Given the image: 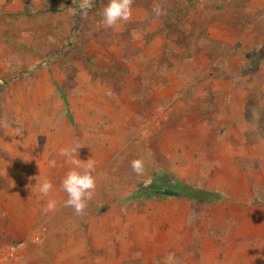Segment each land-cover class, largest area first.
I'll use <instances>...</instances> for the list:
<instances>
[{
    "label": "rangeland",
    "instance_id": "374dc122",
    "mask_svg": "<svg viewBox=\"0 0 264 264\" xmlns=\"http://www.w3.org/2000/svg\"><path fill=\"white\" fill-rule=\"evenodd\" d=\"M80 2L0 0V81L19 77L0 86V257L264 264V0H134L115 31L108 0ZM76 145L96 164L82 216L60 188Z\"/></svg>",
    "mask_w": 264,
    "mask_h": 264
},
{
    "label": "clouds",
    "instance_id": "9594fccd",
    "mask_svg": "<svg viewBox=\"0 0 264 264\" xmlns=\"http://www.w3.org/2000/svg\"><path fill=\"white\" fill-rule=\"evenodd\" d=\"M133 4L134 0H108L102 11V26L115 31L119 29L122 22L132 21ZM92 7V0H81L79 9L82 16L87 17L88 10ZM153 11L157 17L166 14L159 4L153 6ZM132 36L134 39L139 38V34L136 31L132 32ZM80 148L79 145H76L75 147H64L59 150V156L64 157L65 162L71 165L60 186L68 197L64 202V207L72 208L77 216L85 214L88 203L93 199L96 190L95 161L93 158L88 159L87 162L79 159L78 150ZM37 163L39 165V162ZM56 166L57 161L55 159L49 161L50 168H55ZM131 168L137 175H143L145 171L143 160H132ZM39 177L35 178L37 180L35 188L38 189L42 197H49L44 212H54L57 208V202L55 199L50 198L54 191V185L51 180L47 178L41 180ZM164 264H179L175 253H169L164 259Z\"/></svg>",
    "mask_w": 264,
    "mask_h": 264
},
{
    "label": "trees",
    "instance_id": "16d2710c",
    "mask_svg": "<svg viewBox=\"0 0 264 264\" xmlns=\"http://www.w3.org/2000/svg\"><path fill=\"white\" fill-rule=\"evenodd\" d=\"M104 0H96V2L93 4V7L91 8V9H89L88 10V12H92L100 3H102ZM29 4L27 3V10L29 9L28 6ZM77 12H79V13H81V11H80V9H79V6L77 7ZM17 78H19V77H16V78H13V79H11V80H9V81H0V86L1 87H4V86H7V85H9L10 84V82L12 81V80H15V79H17ZM174 195V194H173ZM178 195V194H177ZM180 195H182V194H180ZM184 196L185 197H189L190 199H192V200H198V199H195V197H193V195L191 194V193H189V192H185L184 193ZM207 198V199H206ZM200 201L201 200H203V201H212L213 200V198H212V195H208V197H201V199H199Z\"/></svg>",
    "mask_w": 264,
    "mask_h": 264
},
{
    "label": "built area",
    "instance_id": "2783aa9c",
    "mask_svg": "<svg viewBox=\"0 0 264 264\" xmlns=\"http://www.w3.org/2000/svg\"><path fill=\"white\" fill-rule=\"evenodd\" d=\"M0 264H13V261L0 257Z\"/></svg>",
    "mask_w": 264,
    "mask_h": 264
},
{
    "label": "water",
    "instance_id": "95a60500",
    "mask_svg": "<svg viewBox=\"0 0 264 264\" xmlns=\"http://www.w3.org/2000/svg\"><path fill=\"white\" fill-rule=\"evenodd\" d=\"M171 194V193H170Z\"/></svg>",
    "mask_w": 264,
    "mask_h": 264
}]
</instances>
